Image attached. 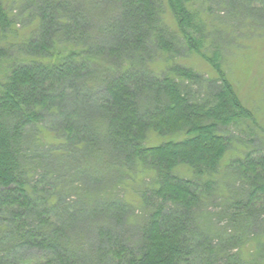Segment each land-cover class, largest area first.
<instances>
[{
	"label": "trees",
	"instance_id": "trees-1",
	"mask_svg": "<svg viewBox=\"0 0 264 264\" xmlns=\"http://www.w3.org/2000/svg\"><path fill=\"white\" fill-rule=\"evenodd\" d=\"M70 1L33 0L31 35L13 47L17 23L0 0V264H264L263 237L251 227L264 221V150L237 137L258 119L194 1L101 0L115 9L92 35ZM221 1L224 13L264 33V0ZM182 52L212 74L183 63ZM47 153L56 154L53 169ZM228 154L238 188L230 226L219 228L203 211ZM101 165L113 178L150 176L137 224L121 184L99 196ZM65 171L77 181L65 182Z\"/></svg>",
	"mask_w": 264,
	"mask_h": 264
},
{
	"label": "rangeland",
	"instance_id": "rangeland-1",
	"mask_svg": "<svg viewBox=\"0 0 264 264\" xmlns=\"http://www.w3.org/2000/svg\"><path fill=\"white\" fill-rule=\"evenodd\" d=\"M33 0H5L7 3V8L10 10V16H13V22L15 21L17 25L12 29V32L15 35H11V43L14 45H19L21 41L28 39L31 35V26L33 25L30 22L34 13L30 3ZM42 1V0H37ZM53 2L54 0H50ZM62 1V0H60ZM195 3L196 9L203 14L204 19L208 22V30L211 34L210 41L213 42V45H224L223 57H224V68L226 69L227 76L230 79L231 83L234 85L237 95L241 102L250 110H252L257 117V125H252V130L245 131L241 134H237V137L242 141L241 145L249 146L251 149H262L264 150V33H259L249 27H245L242 23H245L243 19H233L230 17L229 12L224 13V10L221 5V0H193ZM72 4L76 3L79 6V9L83 11L85 17L92 22V30L88 33L92 35L94 30H99L101 24L100 21L104 20L103 17L113 13L115 8H108L107 3L102 2L101 0H71ZM32 11V15H31ZM166 21L168 27L171 31L175 32L177 30L176 22L171 14L168 11L166 13ZM30 22V23H29ZM103 25V23H102ZM214 31L220 32L219 37L214 39L212 33ZM108 32L106 29L102 33ZM97 35V34H96ZM103 35V34H102ZM95 36V35H93ZM96 37V36H95ZM4 46V45H3ZM11 57H17V51L15 49H8ZM182 62L188 64L195 68L197 71L205 74L211 75L212 72L207 65V63L195 54H185L182 52ZM263 127H262V126ZM232 154H228L222 165L221 174L218 177V192L213 203L203 211L206 218L211 220V224L219 223V228H227L230 226L229 214L227 204L233 202L235 196V190L238 188V184L234 183V178L231 176L232 171L226 167L229 163ZM56 156V154L47 153L46 158L47 164H50V169H53L51 165V157ZM234 156V155H232ZM56 160V159H54ZM58 164V163H56ZM73 166V165H72ZM102 170H99L101 175L107 173V168L100 166ZM184 171V170H183ZM185 172V171H184ZM60 174V173H59ZM186 174V173H185ZM117 175L113 178V175L108 176V173L104 176V185H102L101 195L110 194V191H114V187L118 184H121L125 191L122 195L124 198L131 203L132 211L129 214V219L133 218L135 224L140 220L141 206L140 198L138 192L145 184L150 183V176L146 175L139 177L136 180H133L132 177L135 176V173L128 172L125 177L118 178ZM82 176V175H81ZM190 176V175H189ZM188 176V177H189ZM60 177L65 182H75L77 181L75 177L69 175L68 171L61 172ZM79 182L83 183L87 188H90L93 184L90 181H87V178L80 177ZM118 181V182H117ZM111 183V184H110ZM66 185V186H65ZM73 184L64 183L68 195L72 194L73 200L80 201V204L89 205L90 202H85L83 196H87L86 193L80 198L75 197L77 193L74 191ZM74 186V185H73ZM70 190V192H69ZM106 190V191H105ZM122 190V189H121ZM71 196V195H70ZM103 196H101L102 198ZM218 199V200H216ZM227 207V208H226ZM215 217V218H214ZM214 218V220L212 219ZM93 225V224H91ZM248 224L243 227L247 228ZM93 228V226H87V224H82L80 228ZM252 233L257 236H261L262 241H264V221H257L251 224ZM234 229L240 230L239 225L233 226ZM126 233V231H124ZM258 248L257 244L249 245L244 247L245 257H247L248 250H255Z\"/></svg>",
	"mask_w": 264,
	"mask_h": 264
}]
</instances>
